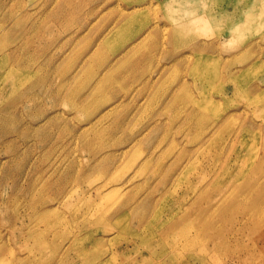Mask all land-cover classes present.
Segmentation results:
<instances>
[{"label": "rangeland", "instance_id": "obj_1", "mask_svg": "<svg viewBox=\"0 0 264 264\" xmlns=\"http://www.w3.org/2000/svg\"><path fill=\"white\" fill-rule=\"evenodd\" d=\"M151 1L68 0L69 15L63 23L62 18H56L64 14L58 9L62 0H0V264H84L94 256V248L109 252L101 264H225L232 257L233 264H264V210L253 220L247 217L253 208L233 211L231 204L241 193L231 196L230 203L224 204L230 210L222 212L226 219L211 218L207 224L216 231L215 235L235 225V231L223 245L224 239L219 242L217 236L212 240L204 228L199 232L197 226L203 222L202 212L196 206L191 207L210 193L211 188H216L214 180L220 176L221 167L225 168L223 176L230 174L224 177V182L220 181L223 185L218 187L224 188H229L228 181L241 168L251 167V171H243L247 175L238 181L244 188L256 177L259 165L261 169L264 167V0L257 3L254 0H177L174 4L179 12L173 14L177 19L166 11L165 5L170 0ZM149 4L163 6L156 10V7L147 8ZM143 6L146 12L132 27L115 33V39L108 46L99 47L104 36L105 40L113 37L112 30L124 20V15L134 7ZM237 7L242 8L236 10ZM91 9L95 13H90ZM190 11L209 15L199 20L198 26L183 32L184 46L171 49L167 30L172 24L183 22ZM221 14L230 19L221 18ZM18 22L27 28L40 26L42 33L32 29L26 33L24 28L16 26ZM143 23L144 30L151 25L157 27L150 33L145 49L149 58L139 64L146 74L133 76L132 72L113 88L105 87L100 93H92L90 98L89 90L83 87L87 79L95 84L94 73L100 59L107 57L114 62L132 42L135 27ZM202 44L216 48L210 52L202 49ZM97 48L98 62L87 61ZM84 53L88 55L82 59ZM176 56L181 63L174 62ZM204 56L209 61L200 67L203 72L199 73L198 67L193 66L194 61L198 57L206 60ZM51 57L47 65L45 61ZM83 63L88 78L81 72L64 89L68 93H54L56 84L71 75L69 71L59 80L64 77V69L78 70ZM10 68L18 70L14 77L17 81L28 80V73L33 85L40 72H51L45 74L46 81L34 86L31 93H12L9 84L1 81L3 73ZM213 70L217 78L212 77ZM146 80L157 82V87L155 84V90L152 87L141 93ZM72 89L82 93H71ZM113 89L122 90L112 94ZM174 90L181 101L183 96L188 99L189 94L195 100L204 97V104L206 98L214 104L205 110L210 115L216 114L217 120L211 116L204 138L196 137L198 125L182 127L169 123V117L178 112L180 104L166 109L155 122L152 111L167 105ZM80 101V105H74ZM11 104L14 109L8 110ZM104 107L111 114L87 132L91 138L92 134L98 136L97 139L76 144L72 139L74 132L96 122L106 112ZM50 118L56 120L49 126ZM160 121L165 129L156 134L151 129ZM241 127L244 133L233 151L230 139ZM39 132L51 133L49 139H41L42 134L35 135ZM133 136L137 139L131 142L129 138ZM113 139L119 143L109 146ZM200 141L205 143L201 148L205 150L203 154L195 151ZM225 143L227 146L223 149ZM186 151L193 152L185 156ZM181 153L185 158L179 161L177 155ZM229 153L234 159L231 163L226 161ZM108 158L115 161H103ZM162 161L164 170L168 165L175 168L167 185L165 181L169 178L165 171L157 170ZM42 182L48 183L47 186L42 187ZM145 198L153 201L154 210L142 207L132 210L136 202ZM39 200L47 210H55L43 222L30 216V209L38 208L36 201ZM117 203L122 206L118 208ZM203 203L206 208V202ZM117 208L120 211L112 217ZM169 213L172 219L182 221L183 231L169 230L170 221L165 220ZM182 214L186 216L184 221ZM230 219L241 222L232 224ZM185 234L196 243L186 244ZM254 238L260 241L253 255L250 247ZM81 244L88 252L81 253L78 249ZM204 245L208 248L207 254L202 251ZM65 251L72 256L68 262H62Z\"/></svg>", "mask_w": 264, "mask_h": 264}, {"label": "bare ground", "instance_id": "obj_2", "mask_svg": "<svg viewBox=\"0 0 264 264\" xmlns=\"http://www.w3.org/2000/svg\"><path fill=\"white\" fill-rule=\"evenodd\" d=\"M67 1L68 0H65V2H64V0H62V5L58 7V9L61 11V13H64V14L63 15H60V17H56V18H62L63 21H61V22H63V23H65V19L69 15L68 14V3H67ZM258 1L259 0H254L253 2L257 3ZM150 2H152V1L150 0ZM174 3L177 4L178 1L177 0H170L169 1V4L165 5L166 11L169 10V15H171V16H174L173 15L174 13L176 14V12H179V9L176 8V5ZM148 6L149 7H147V8L156 7V10H157L158 7L162 8L163 5L162 4H156V5L155 4H153V5H150L149 4ZM145 8H146L145 6H143L142 8L134 7L129 14L124 15V20L121 23H119L112 30L113 31L112 33H114L113 37H109L110 38L109 40L108 39L105 40L106 36H104L101 39V41H100V46L99 47H101V46H108L110 44V42H112L115 39L114 38L115 37V33H119V32L124 31V29L126 27H129V26L132 27L134 25V21L136 19H138V17L143 16L142 15L143 12H146L145 10H147V9H145ZM241 8L242 7H237L236 10L241 9ZM45 9H46V6H45V8L43 10H45ZM91 11H90V13H93L95 11V9L94 10L91 9ZM96 11L98 12V9ZM206 14H207V16L209 15V13H206ZM206 14L204 15V13L203 14H200V13H198L196 11H190V12H188V14L186 16V19L183 22H181L179 25L172 24V26L169 27L171 29L167 30L168 33H170L169 36L167 37V42H168V45L171 46V49H178L179 50V46H181V47H182V45L184 46V43L182 42L183 41V38H181V36L183 35V32H185L187 29L191 28L192 26L193 27L198 26L199 23H197V22H199V20H203L206 17ZM252 14H253V12L252 13H248L246 15V18L250 17ZM174 17L176 18V16H174ZM26 18H28V15L26 16ZM178 18H181V16L178 17ZM221 18L228 19L229 16L228 15H225V14H221ZM63 23H62V26H64V28H66V25L63 24ZM16 26L18 28H20V29L21 28H24L23 30L24 31H27L26 33H30V31H28L29 29H32L33 32H35L37 34L38 33H42V31L40 29V26L38 28L37 26H34L33 25V27H31V28L30 27L27 28L25 25H21L20 22L16 23ZM36 27H37V29H35ZM148 27L151 28V29L149 30V28H148V30L147 29L144 30L145 29V24L144 23H143V25H137L135 27L136 29L133 31V34H132L133 35L132 36V39H131L132 42L130 43V45L124 51H122L120 54L117 55V57H115L116 60L114 62L113 61L110 62V59H108L107 57L100 59V62L101 63L98 65V69L96 68L97 70L94 73L95 76H96V78H95V84L93 83V81L91 82V81H89V79H87V82L84 84V87H83V90L84 89L89 90L88 93L91 94V97L90 98H92V95L94 93H100L103 90V88H105V87L113 88L114 85L117 82H119L121 80H125L123 78H126V77L129 78L130 75L132 74V72H133V76L136 73H143V74L145 73L146 74L145 71L143 72L144 68L142 66H140L139 64L141 63V60L142 59H144V60L146 59L147 60L149 58V56H147V54L145 52V49H146L147 45H149V36H150V33H152V31L157 28L156 26L152 27V25L151 26H148ZM99 31H100V28H99ZM169 37H170V40H169ZM123 42H125V41H123ZM117 44L122 45L121 42H118ZM0 45H2L1 41H0ZM59 46L61 47V44H59ZM60 47H59V49H60ZM201 48L202 49H205L207 51L212 52V50H214L216 47L213 46V45L212 46H209L208 44L207 45L206 44H202ZM183 49H185V48H181V50H183ZM197 49H199V46L198 45H197ZM0 50H2V48H0ZM89 50H87V51H89ZM191 50L195 51V49H193V48ZM96 51L97 52H95L93 54H92V52L90 53L89 58H88L87 61L93 62V60H95L96 62H98L99 57H96V55H98L99 49L97 48ZM43 52H44V50H43ZM88 53L82 54V59H84L88 55ZM10 54H13V53H10ZM191 54H193V52H191ZM80 56H81V54H80ZM166 57H167V55H166ZM181 57H183V55H181L179 58H181ZM204 57L206 58V60L203 59V58L198 57L196 59V61H194V65L193 66H195L196 69L198 67V72L199 73L203 72V68H200V67L204 66L206 64V62L209 61V58L208 57H206V56H204ZM179 58H178V56H176L174 58V62L177 61L178 63H181V60H179ZM168 59H170V58H168ZM51 60H52V57L49 58L48 61L46 60L47 62L45 61V63L47 65H49V63L51 62ZM80 61H82V60H80ZM87 61H85V62H87ZM2 63H5V61L3 60ZM80 63H82V62H80ZM113 64H116V65H113ZM58 66H60V65H58ZM82 67H84V68H82ZM85 67H86V64L83 63L78 70L73 69V71H72V70H68V68L64 69V73H63L64 77L61 76V78L59 80H61L62 78H65V74L67 72H69V71L71 72V75H70V77L68 79H63V80L59 81L56 84V87L53 89V92L54 93H68L67 91L64 92V89L67 88L71 84V81L76 80L77 79L76 76H78L81 72H82V74L84 76H87V78H88V75L84 72ZM61 69L63 70V68H61ZM210 69H213V66ZM17 72H18V70L15 71V69L10 68V69L7 70V72L5 74L3 73V75H2V80L1 81L7 82V84H9L8 85V88L10 89V91H12V93H14L15 91L18 92V93H31V90H32V88H34V86H37L42 81H44V82L46 81L45 80V76L47 75V73H49L51 71L50 70H45L46 73H44V74L39 71L40 74L38 76H36V80L37 81L35 80V82H36L35 85H33L34 83H30L29 82L30 76H29L28 73H27L28 80H26V81H20V80H18L17 81V79L14 78L15 75H17L19 73V72L18 73ZM60 74H61V72H60ZM49 76H51V75H49ZM139 76H140V74H139ZM141 76H142V74H141ZM212 77L217 78V73H214V70H213ZM230 79L233 80L232 76H230ZM23 84H24L23 89H21V87H22ZM155 84H156V87H157V82H155V81L153 83L148 82V81L147 82H144V86H143V89L141 90V93H142V91L143 92H146V90H149V88L152 89V87L154 89ZM126 86L127 85H125V87ZM158 86L160 87V82H159ZM125 87H123L122 89H124ZM122 89H113L110 93H112V94L119 93ZM180 89H182V87ZM87 90H85V91H87ZM23 91H25V92H23ZM75 91H76V89L75 90L72 89L71 90V93H82V91H79V92H75ZM124 91H126V90H124ZM185 94H187V93H185ZM178 95H179V93H177L176 91L174 93H170V97H169L170 100L168 101V104L166 105V103H165V105L163 107H161L157 112L152 111L154 113L152 117H156V121L155 122H157V119H160V116L164 115V113L166 112V109H170V108H173V107H177L178 104H180L181 106L178 109V112L176 114H174L173 116H170L169 117V120H168L169 123L171 125H179L180 124L182 127H185L186 125H188V127H191L193 125H198V126H200V129H199V132L196 134V137L198 138L200 135H202L201 137L204 138L203 134H205V130H207V127H208V125H206V124L209 122L210 119H212L211 118L212 115H214V118L216 117V114L210 115L208 113V111H206L205 109L208 106H213L214 104L208 98H206L205 104H204V97H203V99H197V100H195L193 97L189 96V94H187L188 95V99L184 98V96H183L182 101H181V99H180V97ZM57 96L58 95H56V97ZM86 96H87V94H86ZM80 100H82V99H80ZM86 101H88V98H87ZM105 102H107V101H105ZM81 103L82 102L80 101V103L77 102V103H74V105L75 106H78ZM13 106L14 105H12V104L9 105V107H7L8 110L14 109ZM108 107H106V108L104 107L106 112L101 113V115L98 117V119H97L96 122L88 123L84 127H80V130H82V131L79 130L77 132H74L72 139H74V140L77 141V142L75 141L76 144L78 142H80V141L87 144L86 141H89V139L90 140L97 139L98 136H95V134H92L93 137L91 138L87 132L89 130H93L94 128H96L97 125H95V124H97V122L98 123H102L103 122V117L111 114L107 110ZM183 114H184V116L182 117ZM55 120H56V118H50V120L48 121V125L50 126L52 124V122L55 121ZM90 120H92V119H90ZM215 120H217V119L215 118ZM153 125H154V127H152L151 131H153L155 129L156 134L159 133L160 131H163L165 129L164 126L162 125L161 121L159 122V124L158 123H155ZM242 127H244V126H242ZM242 127L238 131L232 133L234 136L230 140L233 141L232 142V145H231V147L233 148L232 149L233 151L235 150V146L237 144V140H239L240 137L244 133V132H242L243 131ZM85 129H87V130H85ZM48 131H51V130H48ZM35 132H38V131H35ZM41 134L42 133L39 132V133H36L35 135H41ZM50 134H47V133L46 134H42L40 138L47 140V139H49V135ZM129 139H131V142H133V141H136L137 137L136 136H133V137H130ZM195 140H196V138H195ZM112 141H113L112 143L109 142V144H108L109 146L110 145L111 146L112 145H117L119 143V142H114L115 139H113ZM196 141H198V140H196ZM201 142L202 141H200L199 147L196 148L195 151L199 152L200 154H203L205 150H203L201 148H202L203 144H205V143H204V141L202 143ZM226 143L224 144L223 149L227 146ZM192 152L193 151H190L189 153H192ZM221 152H222V150L220 151V153ZM189 153H188V151H186L185 152V156H187V154H189ZM185 156L182 153L181 154H178L177 155V160L180 161V160L184 159ZM237 157H238V154L236 155V158ZM103 161H105L106 163H111V162H114L115 159L112 161L111 158H108V159H105ZM226 161H227V163H231V162L234 161V159L230 155V153L226 156ZM163 164L164 163L162 161V163L157 167V170L160 171V172L161 171H165V173H166L165 176L168 179L170 176L172 177L173 172H175V168L173 166L168 165V166H166V168L164 170L163 169L164 168V165ZM72 165L73 164H71L70 167H73ZM96 165H99V164H96ZM224 169H225L224 167H221L220 176L214 180L215 181L214 187H216V188H211L210 193L206 194L202 198H199L200 202H197V205H195V203H192L191 204V207H195L196 206V208L200 209V212H202L201 213V216H202V219L201 220L203 222H202V224H199L198 223V226H197V228L199 229V232L204 228L206 232H209V236L211 235L213 237L212 240L216 239L217 236H218L219 242H221L224 239L225 241H223V245L226 244V242L230 239V235L233 233V231H235L234 230L235 225L234 226L232 225V227H230V229L228 228L226 232L217 231L218 233L215 235L213 232H216V231L213 230L212 228L209 229V226L207 224L211 221V220L208 221L211 218L221 219V217H222V218L226 219L225 218V215L222 214V212H226V211H229L230 210V207L227 206V205H224V204L225 203H230V200L229 199H230L231 196H236V195H238V194L241 193L240 198L239 199H236L231 204V206L233 208H235V210H233V211H237L238 208H240V209L253 208V209H255L254 211L250 210V211L247 212L248 213L247 217H251L253 220H257L258 219V215H260V213L264 210V167L261 169V166L259 165V167L256 170V171H258L256 177L253 178L249 183H247V185L244 188L241 187V184H239L238 181L240 180V177H244V176L247 175V174L243 173V171L244 170H247L249 172V171H251V167H249V166L246 167L245 166V167L241 168L238 171V173L235 172L232 175L233 178H231L230 180L229 179H226V180H229L228 182H231V185L230 186H227L229 188L218 187L221 184L220 181H223L224 182V180H225L224 179L225 176H223V174H222ZM202 170L204 171V168H202ZM155 173H157V172H155ZM228 175H230V174H228ZM168 181H170V178L165 181V185L168 184ZM36 182H37V179H36ZM198 183L199 182H197V184ZM41 184H42V187H45V186H47L48 183L42 182ZM221 185H223V184H221ZM198 186L200 187V183H199ZM232 200H233V197H232ZM204 201L206 202V208H204V203H203ZM36 202H38L36 204V206H38V208H33L32 210L30 209V212H31L30 216L34 215L35 216V219L36 220H39L38 222H40V221L43 222V220L45 218H47V216H49L51 213L53 214V212L55 210L54 209L47 210V207L46 206H42L43 203H44L42 200H39V201H36ZM111 206H113V205H111ZM121 206L122 205L120 204L118 206V208L121 207ZM141 207L144 208V209H146V210L148 209V211L151 210V209L152 210L155 209V205L153 204V201H151L150 198H145L142 201L136 202V204L133 205L132 210H134V208H135V210H137V209H139ZM118 208L111 215L112 217L115 214H117L118 211H120V209H118ZM178 208H181V207L179 206ZM175 209H177V207ZM132 210H131V212H132ZM177 210H179V209H177ZM160 211H162V209ZM171 213H169V216L168 217H165V220L166 221H170L169 224H168L169 230H173V229L178 230V229H180L181 231H183V225H182L183 223H182V221L180 219H178V220L172 219ZM108 214H109V212H108ZM262 214H264V211H263ZM108 217H109V215H108ZM185 217L186 216L184 214L181 215V219L183 221H184V218ZM187 217H189V215H187ZM206 220L208 222H206ZM230 220H232L231 221L232 224H236V225H239L240 224L239 222H241L240 219L239 220H237V219H235V220L230 219ZM157 224L159 226L160 223H157ZM160 226H164V225L163 224H160ZM165 231H166V233H168L167 230H165ZM199 241L201 242V240H198L197 242H199ZM258 241H260V238H254V239H252L253 244L251 245L250 248L253 250V253H252L253 255L255 254L254 253V249H256L257 246H258ZM185 242L188 245H192V242H193V244L196 243L195 240H191L189 238V234L188 235L185 234ZM262 242L264 243V241H262ZM78 249L81 251V253H85L87 251L85 249V245L84 244L79 245L78 246ZM94 249H95V251L93 252L94 256L87 258L86 261L84 262V264H101L102 259L104 257H106V254L107 253H109V252H107L105 250L103 251V250L98 249V248H94ZM31 251L32 250H29V254L31 253ZM202 251H204V253L207 254L208 248L206 247V245L203 246ZM33 252H35V251H33ZM160 253H163L162 249H161V252ZM30 255L32 256L34 254L31 253ZM253 255L251 257H254ZM61 258H62V262H64V261L65 262H68L72 258V256H69L68 253H66V251H65L61 255ZM32 259H34V257ZM27 260H30V259H27ZM30 261H32V260H30ZM233 262L235 263L234 258L232 257L227 262H225V264H233Z\"/></svg>", "mask_w": 264, "mask_h": 264}]
</instances>
